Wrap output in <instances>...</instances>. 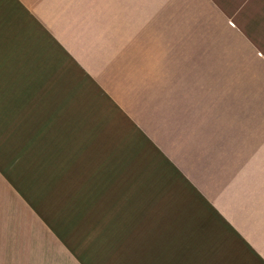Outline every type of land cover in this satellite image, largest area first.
<instances>
[{"label": "crops", "instance_id": "crops-1", "mask_svg": "<svg viewBox=\"0 0 264 264\" xmlns=\"http://www.w3.org/2000/svg\"><path fill=\"white\" fill-rule=\"evenodd\" d=\"M0 264H264V0H0Z\"/></svg>", "mask_w": 264, "mask_h": 264}]
</instances>
